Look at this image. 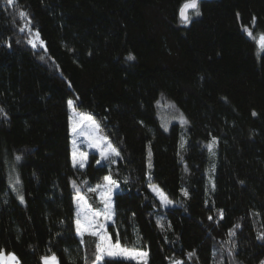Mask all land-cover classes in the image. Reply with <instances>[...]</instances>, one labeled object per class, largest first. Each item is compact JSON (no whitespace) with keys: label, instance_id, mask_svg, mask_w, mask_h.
I'll use <instances>...</instances> for the list:
<instances>
[{"label":"trees","instance_id":"16d2710c","mask_svg":"<svg viewBox=\"0 0 264 264\" xmlns=\"http://www.w3.org/2000/svg\"><path fill=\"white\" fill-rule=\"evenodd\" d=\"M184 2L0 0V249L20 264L53 252L59 264H143L96 262L97 238L76 234L73 181L96 208L88 189L105 174L119 187L107 228L146 248V264L264 261V47L242 29L264 34V0H202L186 24ZM69 99L119 150L115 163L73 167ZM159 99L186 117L184 147L177 124L160 125ZM13 164L23 203L7 185Z\"/></svg>","mask_w":264,"mask_h":264},{"label":"snow or ice","instance_id":"6c2138e0","mask_svg":"<svg viewBox=\"0 0 264 264\" xmlns=\"http://www.w3.org/2000/svg\"><path fill=\"white\" fill-rule=\"evenodd\" d=\"M8 4H13L14 0H7ZM189 10H194L196 14H199L198 10V0H185V3L180 8V17L183 23H188L190 17L188 15ZM21 16L27 15L26 12L21 11ZM23 31V29H21ZM251 35V33H250ZM40 33L36 31L34 33V38L29 39L28 43L33 47L37 46L36 41L39 40ZM259 42L264 45V34H261L259 37ZM42 43V41H41ZM10 46V45H9ZM43 58V57H42ZM129 60L134 59L133 56L129 55ZM69 108L74 109V102L72 100L68 101ZM0 113H3V109H0ZM6 115V113H4ZM79 119H73V117H69L71 121V130L74 134V137L86 136L88 140L89 148H96L99 150L101 160H110L113 157L120 156L119 150L111 143L107 136H99L97 135V131L99 129V125L93 120L90 116H86L84 114H76ZM255 115V113H253ZM73 152H72V164L73 167L77 165L80 168L85 167V162L87 160L88 153L84 151H79L77 147V141L74 138L73 141ZM213 143H215V137H213ZM212 144L208 145V148L211 149ZM151 156V152H149V157ZM21 157L17 156L16 160H20ZM101 160L97 161V164L101 163ZM113 162H115L113 160ZM151 167V163H149V168ZM150 179V177H149ZM103 184H97L95 187H91L88 189L89 192L98 193L101 199V203L103 204V208L100 211L93 212L91 207L86 204L85 197L80 195V189L77 187L75 181H73V187L77 191V196L74 198L77 201V213L75 219L76 232L81 237V242L83 243V236L85 233L91 235L92 237L97 238L96 242V260H103L105 254L108 256H116V255H124L128 258L142 260L147 256V252L129 250L126 248H122L119 241L115 244L111 242V238L104 231L105 224L103 221H109L112 219V203H111V193L114 188L118 186V182L112 178L111 175H106L104 178ZM15 183H19V178H16ZM151 190L160 198L161 203L163 205H170L172 201L167 198V196L160 190L157 186L149 185ZM184 196L188 195L187 190L182 189ZM19 200L23 203L24 196L20 195ZM81 202H85L83 206ZM221 217L223 216V210L220 212ZM102 218V220H101ZM211 219V217H210ZM240 225H235L234 229L230 230L232 235H235V228H239ZM260 239H264V233H261L259 236ZM193 253H189L188 256L191 258ZM42 264H59V258L53 252L50 255H46L41 257ZM0 264H20L18 257L15 253L6 252L4 249H0ZM146 264V261L144 262ZM172 264H184L182 260H174ZM261 264H264V261H261Z\"/></svg>","mask_w":264,"mask_h":264},{"label":"rangeland","instance_id":"374dc122","mask_svg":"<svg viewBox=\"0 0 264 264\" xmlns=\"http://www.w3.org/2000/svg\"><path fill=\"white\" fill-rule=\"evenodd\" d=\"M242 29L244 30L245 34L248 37L254 38V40L257 43L256 53H257V55L260 54L262 52L263 47H264L259 42V37H260L261 33H255L254 36H253V34L251 32V30H252L251 27H249V26H243ZM250 33H251V35H250ZM69 100H71V99H69ZM156 105H157V117H158V120H159L160 125L162 126V128L168 129L171 124H177L179 126V128H180V147H184L186 145V141H187L186 140V131H187V126H188V121H187L186 117L182 114V112L177 108V106L171 100H168V99H159L156 102ZM68 109H69L68 123H69V145H70V159H71V163H72V152H73V143H72V141L75 138L76 141H77V147H78L79 151H84V152H87L88 153L87 160L85 162V166L88 163V161L90 159V156H92V155L94 156V162H95V164H97V161L98 160H101L99 150L96 149V148H89L88 147V140H87V137L86 136L74 137V134L72 133V130H71V121H70L69 117L71 116V117H73V119H79V117L76 115L77 113H79V114H84L86 116H90L95 121H96V119L90 113H88L86 111H83V110H80V109L76 108L75 106H74L75 111H73V109L69 108V106H68ZM96 123L99 125V123L97 121H96ZM97 135H99V136H106L105 133L101 130L100 125H99V129L97 131ZM215 142H217V138H215ZM209 144H212V147L214 146V144H213V138L211 140H209L206 144H204V147L208 150L209 156L212 157V147H211V149H209L208 148V145ZM117 158L118 157H113L112 159L107 160V162L108 163H115ZM113 160L115 162H113ZM103 162H106V160H101V163H103ZM213 166H214L213 163H210L209 164V167L206 170L207 185L210 186V187H212L214 185V168L212 169ZM76 167L80 168L78 165ZM15 170L16 169H15V165L14 164L12 165V167L10 166V173L8 171V168H7V177L6 178H7V185L9 187V189L16 195L17 199L19 200L18 197L20 195H23V193H22V190H21L20 179H19V183L18 184L15 183L16 178L17 177L19 178L18 170L17 171H15ZM106 175H111V174H105L103 176V178ZM103 178L101 179L100 182L91 185L90 188L91 187H95L97 184H103L104 183ZM150 185L156 186L154 184H150ZM118 188H119L118 186L116 188H114L113 191H112V193H111V198H112L111 199V203H112V219L109 220V221H103L102 218H101L102 222H104V224H105L104 231L111 238V242L113 244H115L117 242V239H114L112 237V235L110 234V232H109V230L107 228V225L113 221V215H114L113 196H114V193L118 190ZM158 188L160 190H162L160 187H158ZM150 190H151V188H150ZM152 193L155 195V197L161 203L160 198L153 191H152ZM79 194L85 197L86 204L91 207V210L93 212L100 211L103 208V204L101 203V199H100V196H99L98 193H95L96 200L99 202V205L96 208H93L92 207L91 203L88 201V199L85 196V194H83L81 191H80ZM76 196H77V191L75 192L74 198ZM167 198L169 200H171L168 196H167ZM84 203L85 202H81V205L83 206ZM173 204H174V202L172 201V204H170V205H173ZM161 205L162 206H170V205H163L162 203H161ZM74 211H75V219H76V213H77L78 209H77V201L75 199H74ZM75 231H76V225H75ZM76 234L81 239L80 235L77 232H76ZM85 234H87V233H85ZM119 243H120V241H119ZM120 245H121L122 248H126V249H129V250H136V251L147 252V256L144 257L142 260H139V261L137 259L128 258V257H126V256H124L122 254L121 255H116V256H111V257H119V258L129 259V260L141 262L143 264H144L145 261L147 262L148 251H147L146 248H143V247L138 246V245H135V246H126V245H124L122 243H120ZM106 256H108V255L105 254L104 257H106ZM99 261H102V260H96V262H99Z\"/></svg>","mask_w":264,"mask_h":264},{"label":"water","instance_id":"95a60500","mask_svg":"<svg viewBox=\"0 0 264 264\" xmlns=\"http://www.w3.org/2000/svg\"><path fill=\"white\" fill-rule=\"evenodd\" d=\"M199 1H202V0H198V2H199ZM184 3H185V2H184ZM184 3H183V4H184ZM183 4H182V5H183ZM182 5L180 6V8L182 7ZM180 8H179V12H180ZM189 11H190V10H189ZM189 11H188V12H189ZM179 18L181 19L180 14H179Z\"/></svg>","mask_w":264,"mask_h":264}]
</instances>
